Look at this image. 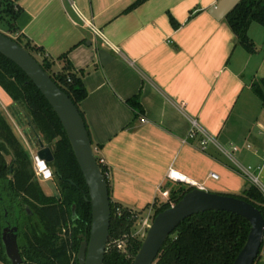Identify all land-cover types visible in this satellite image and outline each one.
<instances>
[{
	"label": "crops",
	"instance_id": "crops-1",
	"mask_svg": "<svg viewBox=\"0 0 264 264\" xmlns=\"http://www.w3.org/2000/svg\"><path fill=\"white\" fill-rule=\"evenodd\" d=\"M220 1L9 0L18 11L12 21L0 6L16 36L42 49L58 71L67 57L84 72L81 110L96 156L107 163L114 203L146 214L170 199L175 184L229 195L251 189L216 145L204 151L203 134L190 137L194 121L222 147H237L264 186V107L253 90L264 80V31L251 25L256 52L249 53L225 19L209 14ZM103 49L115 57L106 64ZM135 97L140 112L129 104ZM170 171L189 183L171 180Z\"/></svg>",
	"mask_w": 264,
	"mask_h": 264
},
{
	"label": "trees",
	"instance_id": "trees-1",
	"mask_svg": "<svg viewBox=\"0 0 264 264\" xmlns=\"http://www.w3.org/2000/svg\"><path fill=\"white\" fill-rule=\"evenodd\" d=\"M0 2V6L4 8L3 13L9 15L11 21L16 19L18 11L9 0ZM140 3L141 1L135 6ZM225 20L239 44L249 53H255L256 46L249 37V29L252 24L264 28V0H243ZM9 24L10 33L16 36L17 31L11 22ZM11 38L37 60L41 59L38 61L43 69L79 109L89 132L81 110V104L88 96L83 81L84 72L76 73L67 57L61 59L64 66L58 71L56 61L50 59L42 49L20 35ZM0 86L11 97L13 104L25 107L30 126L37 138L52 149L54 160L49 165L54 170L60 192L59 198L49 197L43 192L33 169V161L0 113V264H9L2 245V230L6 222L5 206L9 208L10 216L15 221L13 224L19 230V246L24 264H78L77 254L81 242L78 236L87 232L88 238L90 237L92 207L85 178L67 134L57 114L36 85L19 66L2 54ZM253 90L264 107V80L254 83ZM129 104L140 112L139 97L130 100ZM8 157L11 162H8ZM99 166L109 185L107 168ZM193 189L194 187L178 189L160 207L156 203L153 218L177 204ZM235 197L254 205L264 217V194L257 187L252 186L244 195ZM111 210L110 238L104 264H133L132 256L139 252L144 241L135 235L134 229L144 214L112 200ZM250 229L251 225L245 218L233 213L210 211L194 215L182 222L171 234L155 264H233L248 240ZM121 240L126 242L130 255L115 245L116 241ZM261 263L264 264V260L259 256L255 264Z\"/></svg>",
	"mask_w": 264,
	"mask_h": 264
},
{
	"label": "water",
	"instance_id": "water-1",
	"mask_svg": "<svg viewBox=\"0 0 264 264\" xmlns=\"http://www.w3.org/2000/svg\"><path fill=\"white\" fill-rule=\"evenodd\" d=\"M243 0H222L210 9L216 20L225 19ZM0 54L19 66L40 90L60 119L70 141L89 190L92 207V224L89 240L81 244L80 264H104L112 219L111 197L108 182L98 164L92 140L79 109L69 96L54 82L39 61L11 37L0 33ZM102 64L115 57L107 50L100 51ZM37 155L48 163L54 155L50 147L39 141ZM251 188L252 185L249 184ZM229 212L245 218L251 225L248 240L233 264H255L264 240V217L258 208L235 196L211 193L194 188L169 209L159 213L148 229L141 249L133 264H154L165 243L186 219L206 212ZM75 212V207H74ZM6 255L12 264H21L22 257L16 235L4 241Z\"/></svg>",
	"mask_w": 264,
	"mask_h": 264
},
{
	"label": "built area",
	"instance_id": "built-area-1",
	"mask_svg": "<svg viewBox=\"0 0 264 264\" xmlns=\"http://www.w3.org/2000/svg\"><path fill=\"white\" fill-rule=\"evenodd\" d=\"M87 27L94 33V35L98 38H100L104 44L108 45L111 50L117 54H120V50L118 47L113 45L111 42H109L103 32L99 30L96 26H94L92 23H87V21L83 20ZM142 123H146L147 119L145 117L141 118ZM193 125L195 129L192 130L190 137L194 138L198 133L203 134L204 138L202 139L201 142V148L202 150H206L208 148L209 144H214L216 145L220 151L231 161L232 165L234 166L235 170L239 172L241 175L245 177V179L251 184L252 186L257 187L263 194H264V186L260 181V178L258 176L257 170L254 167L251 166H246L242 164L239 160L234 157V153L238 150L237 147H232L230 150L222 147L217 140L203 131L197 123L194 121ZM97 149L94 148V152L96 154ZM98 164L102 165L103 167L107 168V163L103 158H98ZM34 171L38 179L43 180V181H51L53 179V174L51 169L48 167L47 163L45 160L40 159L37 155H35V161H34ZM107 175L109 177V173L107 172ZM169 178L175 182H185L189 183L188 180H186L184 177L178 175L174 171L169 172ZM211 178L218 180L219 176L217 174H212ZM194 187L195 185H192ZM169 193H164V196L167 198ZM169 199V197H168ZM142 226L143 228L148 231V229L151 227L153 221L150 220V216L146 217V219H142ZM115 245L119 248L122 249L126 246V242L124 240L121 241H116ZM259 256L264 260V240L263 244L261 246L260 254Z\"/></svg>",
	"mask_w": 264,
	"mask_h": 264
},
{
	"label": "rangeland",
	"instance_id": "rangeland-1",
	"mask_svg": "<svg viewBox=\"0 0 264 264\" xmlns=\"http://www.w3.org/2000/svg\"><path fill=\"white\" fill-rule=\"evenodd\" d=\"M258 27H260V29H263L264 31V28L262 26H258ZM8 29H9V23L6 20L2 19V14L0 13V32L2 34L12 37L11 35L7 34ZM13 38H15V35L13 36ZM258 44L261 45V42L259 41ZM38 60L41 61L40 58H38ZM0 113L9 123L11 128L14 130V133L21 140L23 147L26 149L31 160L34 162L35 155H36V147H38L39 142H38L36 133L33 131L32 127L30 126L28 116H27V111L23 105L13 104L11 97L7 94V92L1 86H0ZM8 114L11 116L12 120L14 121L15 126L13 125V122L8 117L9 116ZM40 138L43 139L42 136H40ZM234 157H236V159L239 160V157L237 154H234ZM7 159H8V162H11L10 157H8ZM55 182L45 181L41 183L42 189L50 197L60 196V194L58 193V189H57V183ZM175 188L176 189L182 188V189L187 190V189H190L191 187L185 184H175ZM221 195H229V194H221ZM241 195H244V194H241ZM235 196H240V195H235ZM162 204L163 203L160 202L158 204L159 207ZM143 216H144L143 219L144 218L146 219V217L150 216V220L153 221L154 211H151L150 213L147 212ZM134 232L138 238L144 240L147 231L143 228L141 220L138 221V223L136 224Z\"/></svg>",
	"mask_w": 264,
	"mask_h": 264
},
{
	"label": "flooded vegetation",
	"instance_id": "flooded-vegetation-1",
	"mask_svg": "<svg viewBox=\"0 0 264 264\" xmlns=\"http://www.w3.org/2000/svg\"><path fill=\"white\" fill-rule=\"evenodd\" d=\"M40 140L38 139V142H39ZM43 142V141H42ZM45 144V143H44ZM46 146V145H45ZM46 147H48V146H46ZM40 150V143L38 144V147H36V155H37V153H38V151ZM38 156V155H37ZM47 163V165H48V167L51 169V171H52V174H53V179L51 180V181H53V182H55V177H54V170L52 169V167L49 165V163L48 162H46ZM33 169H34V162H33ZM35 172V171H34ZM36 175V174H35ZM36 178H37V176H36ZM37 180H38V182L40 183V185H41V180L40 179H38L37 178ZM56 183V182H55ZM42 188V187H41ZM57 189H58V186H57ZM43 190V189H42ZM43 192H44V190H43ZM45 193V192H44ZM58 193L60 194V192H59V189H58ZM46 194V193H45ZM47 195V194H46ZM48 196V195H47ZM50 197V196H49ZM55 198H59V197H55ZM75 207V210H76V206H74ZM5 210H6V213H5V216H6V222H5V225H4V227H3V230H2V245H3V247H4V252H5V257H6V259H7V261H8V263L9 264H12V262L8 259V257H7V255H6V247H5V245H4V241L5 240H9V239H11L12 237H13V235H16V237H17V243H18V247H19V250H20V254H21V257H22V263L21 264H24V258H23V255H22V250H21V248H20V246H19V230H18V227H17V225H15V224H13V222H15L14 221V219H13V217L12 216H10V212H9V208L7 207V206H5ZM73 213H75L74 212V208H73ZM65 236H66V232L64 231V234H63V237L65 238ZM79 239L81 240V242H80V247H81V244L83 243V241H84V239L85 238H87V240H89V238H88V236H87V232H85V233H81V234H79ZM80 247H79V250H80ZM122 252H124V253H127L128 255H130V251L127 249V247L125 246L124 248H122V249H120ZM78 253H79V251H78ZM138 254V253H137ZM136 254V255H137ZM160 255V254H159ZM134 256L135 255H133L132 257H133V263H134ZM159 257V256H158ZM158 259V258H157ZM77 260H78V254H77ZM155 263H156V261H155ZM154 263V264H155ZM1 264H5V263H3V262H1ZM78 264H80V262H79V260H78Z\"/></svg>",
	"mask_w": 264,
	"mask_h": 264
}]
</instances>
